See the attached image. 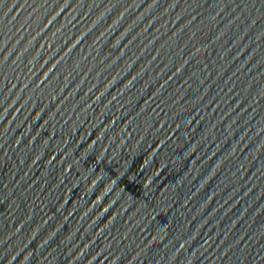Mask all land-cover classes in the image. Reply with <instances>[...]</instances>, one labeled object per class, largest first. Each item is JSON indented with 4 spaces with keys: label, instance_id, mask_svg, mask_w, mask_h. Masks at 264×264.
Here are the masks:
<instances>
[{
    "label": "water",
    "instance_id": "95a60500",
    "mask_svg": "<svg viewBox=\"0 0 264 264\" xmlns=\"http://www.w3.org/2000/svg\"><path fill=\"white\" fill-rule=\"evenodd\" d=\"M0 264H264V0H0Z\"/></svg>",
    "mask_w": 264,
    "mask_h": 264
}]
</instances>
